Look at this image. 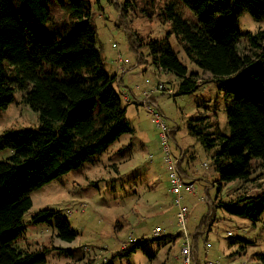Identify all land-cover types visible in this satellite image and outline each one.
<instances>
[{
  "label": "trees",
  "instance_id": "16d2710c",
  "mask_svg": "<svg viewBox=\"0 0 264 264\" xmlns=\"http://www.w3.org/2000/svg\"><path fill=\"white\" fill-rule=\"evenodd\" d=\"M156 4L157 0H127L121 4V16L138 7L152 18ZM183 7L197 22L180 15ZM92 12L88 0H0V108H8L19 90L22 103L38 113L40 121L37 130L0 134V150L14 151L8 161L0 162V264H45L43 251L16 247L25 232L23 217L33 206L31 192L92 162L124 134L134 133L122 95L114 89L117 76L109 75L97 47ZM245 12L264 19V0H178L167 2L158 14L172 25L186 56L209 78L190 74L168 40L149 43L153 63L180 78V94L239 74L255 80V87L239 97L228 93L230 136L218 126L211 130L206 115L188 124L190 135L206 149H218L212 166L220 176V191L222 184L250 180L256 169L264 172V30L240 34L236 19ZM243 37L251 53L238 51ZM219 206L256 224L264 213V192ZM55 215L43 210L33 221L40 224ZM56 227L63 241L76 239L68 223L60 221ZM121 228L117 221L115 229ZM145 244L141 238L118 256L129 257ZM259 256L264 261V255Z\"/></svg>",
  "mask_w": 264,
  "mask_h": 264
},
{
  "label": "rangeland",
  "instance_id": "374dc122",
  "mask_svg": "<svg viewBox=\"0 0 264 264\" xmlns=\"http://www.w3.org/2000/svg\"><path fill=\"white\" fill-rule=\"evenodd\" d=\"M88 1L97 30V47L110 76L120 74L118 60L122 58L121 95L127 108L126 121L134 133L124 134L92 162L32 191L33 206L23 217L25 232L16 247L32 253L43 251L45 264H102L106 260L113 264H182L178 257L184 240L178 236L181 229L177 226V207L159 129L141 103L150 93L169 127L173 152L182 157L181 169L194 182V193H185L182 204L189 207L187 233L194 243L198 264H264L259 256L264 255V213L254 224L219 206L240 196L263 193L264 172L256 169L250 180L222 184L220 191V176L212 166L218 149H206L188 130L189 121L206 115L211 130L218 126L230 136L228 93L234 97L245 94L255 87L254 78L239 74L224 83L212 81L192 93L180 94V78L156 66L149 47L152 41L168 40L190 74L209 78L186 56L172 34V25L163 23L158 16L167 2L178 0H157V14L152 18L138 7L129 8L121 16V4L127 0ZM179 10L184 19L197 22L189 8ZM236 26L242 35L255 34L264 30V19L245 12L236 19ZM237 48L240 53L250 51L244 37ZM137 64L139 67L123 73L124 66ZM5 67L15 72L7 62ZM162 83L166 89L157 90ZM118 87L114 85L117 92ZM39 125L38 113L22 103L19 90L8 108H0V134L37 130ZM13 154L9 148L0 150V162L8 161ZM43 210L55 211L56 215L47 222L34 223L33 218ZM60 221L77 233L74 241L66 242L57 236ZM117 221L122 223L120 230L115 229ZM158 227L163 234L154 236ZM168 234L176 239H164ZM132 235L143 238L145 246L129 257L118 256Z\"/></svg>",
  "mask_w": 264,
  "mask_h": 264
},
{
  "label": "built area",
  "instance_id": "2783aa9c",
  "mask_svg": "<svg viewBox=\"0 0 264 264\" xmlns=\"http://www.w3.org/2000/svg\"><path fill=\"white\" fill-rule=\"evenodd\" d=\"M118 69L122 70V58L119 57ZM164 91L165 85L162 83L157 90ZM146 98L141 102L144 108L149 114L152 115V120L159 129L160 139L162 141V150L164 152V163L169 172V179L171 184V191L175 197L174 204L177 207V226L181 229V235L184 240L182 244L179 260L182 264H198L195 258V246L191 240L190 235L187 233V223L189 216V207L182 204L185 193H194V182L188 180L180 166L182 157L175 156L173 148L171 146V133L169 127L165 124L163 116L158 109V104L153 101V97L150 93L145 94ZM127 98V99H126ZM128 100V97H125ZM163 234V229L158 227L154 230V236H160ZM138 239L133 235L130 236L129 241L124 243L122 249H126L130 243L136 242Z\"/></svg>",
  "mask_w": 264,
  "mask_h": 264
},
{
  "label": "crops",
  "instance_id": "0c3cea01",
  "mask_svg": "<svg viewBox=\"0 0 264 264\" xmlns=\"http://www.w3.org/2000/svg\"><path fill=\"white\" fill-rule=\"evenodd\" d=\"M106 63V62H105ZM136 68V67H139V64H137L136 66H124V74L125 73H127L128 71H130V70H133V68ZM122 71H123V69L122 70H120V71H118V72H120V74H117L116 76H117V82L115 83V85H118L119 87H118V91L121 93V85L124 83V81H123V78H122V75H121V73H122ZM138 75L140 76L141 75V72L140 73H138ZM127 99V98H126ZM130 103V102H129ZM127 109V108H126ZM126 115H127V110H126ZM188 177V176H187ZM172 192V191H171ZM168 235H170V234H168ZM168 235H164V236H168ZM138 239H139V237H138ZM170 240V239H169Z\"/></svg>",
  "mask_w": 264,
  "mask_h": 264
}]
</instances>
